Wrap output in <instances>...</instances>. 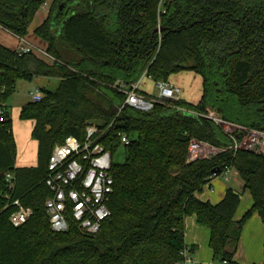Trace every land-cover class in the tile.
<instances>
[{
    "label": "trees",
    "instance_id": "16d2710c",
    "mask_svg": "<svg viewBox=\"0 0 264 264\" xmlns=\"http://www.w3.org/2000/svg\"><path fill=\"white\" fill-rule=\"evenodd\" d=\"M47 0H0V27L25 38ZM52 0L34 29L53 56L21 53L0 43V264H179L185 248V219L196 215L210 230L213 259L241 264L235 254L244 223L257 212L264 223V152L228 150L187 159L191 139L228 146L224 129L203 114L264 130V0ZM163 27L162 32H154ZM181 70L202 77L195 103H157L151 112L124 106L126 90L144 75L155 82ZM163 71L162 74L160 72ZM58 79L40 87L42 99L28 101L20 118L34 122L37 164L15 167L16 141L7 100L21 80ZM87 122L107 127L100 142L112 154L113 192L109 217L95 234L70 219L69 229H51L44 183L48 160L66 136L85 137ZM118 133L130 143L121 145ZM226 167L237 171L253 199L240 220L241 193L228 187L212 203L197 193ZM15 175L9 191L6 172ZM19 199L33 214L15 227L9 217ZM264 264V262L262 263Z\"/></svg>",
    "mask_w": 264,
    "mask_h": 264
},
{
    "label": "built area",
    "instance_id": "2783aa9c",
    "mask_svg": "<svg viewBox=\"0 0 264 264\" xmlns=\"http://www.w3.org/2000/svg\"><path fill=\"white\" fill-rule=\"evenodd\" d=\"M162 1L159 4V10L160 8L163 10ZM19 39L27 42L25 38ZM18 50L21 53L32 51L36 54L39 51L47 62L54 61L53 56L46 49L30 44L22 46ZM144 77L143 75L142 78ZM142 78L125 91L126 98L119 111L124 106H129L141 112H151L157 103L182 99L180 89L168 80L156 82L158 89L156 94L142 91L140 89ZM42 97L40 88L33 87L30 91L31 100L38 102ZM203 115L220 125L229 135L232 143L228 146L218 147L207 141L193 138L188 145L187 159L189 161L208 158L228 150L264 152V130L227 121L211 108H207ZM0 120L3 118L0 117ZM110 126L111 124L103 127L98 123L87 122L85 125L86 134L83 139L68 135L62 143L54 146L44 178V183L51 193L45 200V209L53 231H67L70 219H72L81 230L95 234L99 232L102 223L109 217L108 200L114 186V179L110 173L113 154L103 146L100 140ZM118 136L121 138L122 146L130 143V139L125 133H118ZM230 171L232 168L226 167L221 173H213L205 186L212 190L211 180L219 176H224L226 180H229L228 173ZM5 179L9 191L12 192L16 185L14 173L6 172ZM12 205L17 206V209L11 213L9 221L15 227L21 226L32 216L33 209L23 206L19 199L13 200ZM182 254L183 260L179 264H195L193 253L189 248H185ZM223 264L229 263L224 261Z\"/></svg>",
    "mask_w": 264,
    "mask_h": 264
},
{
    "label": "rangeland",
    "instance_id": "374dc122",
    "mask_svg": "<svg viewBox=\"0 0 264 264\" xmlns=\"http://www.w3.org/2000/svg\"><path fill=\"white\" fill-rule=\"evenodd\" d=\"M51 2L52 0H47V2L39 8L38 15L36 16V19H34L33 23L29 26V30H32L34 25L38 23L40 19V15L46 12V9L50 7ZM25 40L27 42H24V40H20L18 37L13 35L11 32L0 27V43L1 44L6 45L10 48H18V49H20V47L22 46H27L30 44L34 47L43 49V45L40 43L39 39L34 35L33 32H31L30 35L26 36ZM37 54L41 56L39 51H37ZM35 78L37 80L19 81L17 84L15 93L11 95L7 100V106H8L9 114L12 118V128H13V131H15L16 137H17V156L16 158L20 159V161H24V159L26 158H31L32 163L36 165L37 145L34 144V142L32 141V138L30 137L31 136L30 131H29L30 123L20 118V108L24 104H26L28 101H30L31 99L30 91L33 89V87L37 86L39 88L40 86H44L49 89H55L57 87L59 80L55 78H51L49 80L48 78H45V77H35ZM167 79L173 85L178 87L180 90H184V96L187 99L193 100V101H195L196 99H199L201 95V90H202V77L200 74L192 70H181L179 72L169 75ZM140 89L148 93H151V94H156L158 92V89L156 87V82L153 79H150L148 77H144L142 79V82L140 84ZM125 157H126L125 149L120 148L115 154H113V162L116 164L123 163L125 161ZM234 171L236 170L232 169V171L228 173L229 180H226L224 176H219L217 178L219 179L218 183L222 182L225 188L232 187L236 191L242 194L241 203L238 206L239 208L236 213L237 219L240 220L245 210L252 204V200L249 195L250 192L249 191L245 192L243 189L241 177L239 176L237 171H236L237 174H234ZM214 186L215 187L217 186V182L216 184H214ZM205 192L207 193L209 192L208 188L205 189ZM209 198L211 199V201H215V196L210 195ZM242 238H244V240L247 243H251L252 244L251 246H254L255 243L258 241L262 243L259 248H262V250L264 249L263 248L264 236L263 234L260 233V231H257L256 234L254 232L252 236H250L249 233H246ZM204 243L202 242V245L205 247L204 250L205 249L207 250V248L209 249V252L211 255V259H210L211 263L212 264H223L221 261L212 258V252L210 248L206 245V243L205 244ZM207 243H208V240H207ZM194 257L196 258L195 255Z\"/></svg>",
    "mask_w": 264,
    "mask_h": 264
},
{
    "label": "crops",
    "instance_id": "0c3cea01",
    "mask_svg": "<svg viewBox=\"0 0 264 264\" xmlns=\"http://www.w3.org/2000/svg\"><path fill=\"white\" fill-rule=\"evenodd\" d=\"M48 9L49 8L46 9V12L44 14L40 15V19H39L38 23H36L34 25L32 30H29V28H28V34L26 36L30 35L31 32L34 33V29L38 25H40L42 23V21L47 17ZM37 15H38V11L36 12L31 24L33 23L34 19H36ZM37 38L39 39L40 43L43 45V49H45L46 43L44 41H42L39 37H37ZM13 49H18V48H13ZM38 56L40 58L44 59L42 56H40V55H38ZM45 61H47V60H45ZM33 80H37V79L35 78ZM141 82H142V80H141ZM40 87H42V86H40ZM142 91H144V90H142ZM180 91H181V98L188 101V102H191V103L196 104L201 97V95H200L199 99H196L195 101L189 100L184 96V90H180ZM144 92H146V91H144ZM146 93H148V92H146ZM26 121H28L30 123L29 131H30V135H31V130L33 128L34 122L32 120H26ZM12 130H13V128H12ZM13 134H14V138L16 141V148H17V137H16L15 131H13ZM30 137L32 138V136H30ZM32 141L34 142V144L37 145V141L35 139L32 138ZM32 141H30V142H32ZM16 156H17V154H16ZM31 160H32L31 158H26V159H24V161H20V159L16 158L15 159V167L35 166V164H33ZM31 164H33V165H31ZM234 174H237L236 171H234ZM234 176H236V175H234ZM234 176H233V178H234ZM218 180H219L218 178H214L211 181L212 190L205 186L203 192L196 194L197 197L202 199V200L211 201L209 196L213 195V196H215V201H211L212 203L218 202L220 199H222V197L224 196L226 189L228 187L225 188V186L223 185L222 182L218 183ZM216 182H217V186L215 187L214 184H216ZM242 186H243V181H242ZM207 188L209 190L208 193L205 192V189H207ZM244 191L246 192L248 190L245 189ZM249 195L251 197L252 204L245 210L244 214L253 205L252 196L250 193H249ZM203 196H204V198H203ZM240 203H241V200H240ZM240 203H239V205H240ZM238 208H237V210H238ZM237 210H236L235 215H234L235 220H239V219H237V216H236ZM257 231H260V233L263 234V236H264V223L262 222L259 214L257 212H255L244 223L243 229L241 231L240 239H239L238 246H237V251L235 254V260H237L239 263H241V264H262L264 262V249L262 250V248H259L262 243L257 241L254 246H251L252 245L251 243H247L244 240V238H242L246 233H249V235L252 236L254 234V232L256 234ZM207 237H208V239H207ZM209 238H210V230L207 227H203V226L198 224V222L196 220V215H190V216L186 217V219H185V242L189 245H196L195 246L196 250L194 253V255L196 256V258L194 257L195 264H206V263L212 264L210 261L211 255H210L209 249L207 248V250L206 249L204 250L205 247L202 245V242L203 243L205 242L206 245L210 248ZM207 240H208V243H207ZM263 241H264V239H263ZM263 248H264V246H263ZM210 250L212 252L211 248H210ZM262 251H263V253H262ZM212 258H213V252H212Z\"/></svg>",
    "mask_w": 264,
    "mask_h": 264
},
{
    "label": "water",
    "instance_id": "95a60500",
    "mask_svg": "<svg viewBox=\"0 0 264 264\" xmlns=\"http://www.w3.org/2000/svg\"><path fill=\"white\" fill-rule=\"evenodd\" d=\"M163 30H164L163 27H157V28L154 30V32H158V31L162 32ZM162 73H163V71L160 72V74H162ZM213 172H215V170H214Z\"/></svg>",
    "mask_w": 264,
    "mask_h": 264
}]
</instances>
